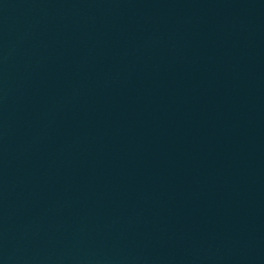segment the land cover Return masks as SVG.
<instances>
[{
  "label": "water",
  "instance_id": "water-1",
  "mask_svg": "<svg viewBox=\"0 0 264 264\" xmlns=\"http://www.w3.org/2000/svg\"><path fill=\"white\" fill-rule=\"evenodd\" d=\"M0 264H264V0H0Z\"/></svg>",
  "mask_w": 264,
  "mask_h": 264
}]
</instances>
